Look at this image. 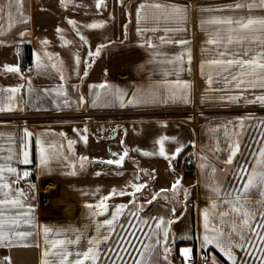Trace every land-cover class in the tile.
Wrapping results in <instances>:
<instances>
[{"label": "crops", "instance_id": "obj_1", "mask_svg": "<svg viewBox=\"0 0 264 264\" xmlns=\"http://www.w3.org/2000/svg\"><path fill=\"white\" fill-rule=\"evenodd\" d=\"M236 2L251 3L253 0H105L106 6L99 10L95 0H65L63 5L60 0H22V16L17 12L15 0H11V6L9 0H0V108L5 109L0 111V164L16 169V174L4 173L6 180L3 182L9 183L11 190L0 189V200L17 198V189L25 194L19 197L24 207L0 205L4 213L0 219L7 221L17 214L29 213L21 216L19 230L34 233L26 241L13 238L16 244L28 243L30 247H0V264H8L6 258H10L11 264H41L42 252L47 247L45 227L52 230L49 238L75 239L79 235V244L67 245L73 254L86 250L89 239L110 236L106 244L100 245L104 254L97 264H101L130 214L144 230L139 249L143 250L148 241L156 248L150 264H187L188 258L200 253L208 258L209 264L212 258L217 264H232L214 244L204 245V236L212 234V226L221 229L226 237L231 232L228 224H221L213 215L218 217L219 213L229 211L222 200L234 198L236 190L242 188L246 177L241 178L240 170L256 167V154L264 145L263 128L257 147L243 148L253 125V120L247 117L251 111L244 108L261 104L249 101L264 95V87L260 86L264 70L255 66L210 63L230 59L247 61L264 53L262 42L246 40L243 44L233 42L229 45V36L235 40L236 33L228 29L236 25L208 23L212 18H264V8L260 7L216 11ZM156 3L185 9L182 15L186 20L176 18L174 22H166L163 17L171 12V7L156 9L152 7ZM116 5L121 10L126 7L127 12L115 37L113 30L105 29L110 36L103 37L100 36L104 33L103 27H87L94 23L112 24ZM140 5L146 7L138 19ZM103 18L105 21H99ZM69 20L75 22V27L68 23ZM153 28L157 30H150ZM177 28L183 31H165ZM209 39L221 43L208 44ZM261 39L264 40V35ZM181 40L188 43H176ZM98 48L100 53L95 55ZM244 49L250 50L248 55H243ZM221 52L228 54L221 56ZM177 56L182 59L176 61ZM25 57L30 60L28 74L21 68ZM169 60L174 63H167ZM5 66L18 67L19 72H6ZM241 80L245 83L237 88ZM105 82L123 93L124 107L119 101L107 106L92 105L96 92L100 93L101 100L106 98L107 89L93 87ZM10 88L19 91L15 94L3 91ZM58 92L63 94L58 95ZM233 96L240 98L233 101L230 99ZM129 100L133 103L129 104ZM21 101L23 110L44 114L45 128H29V137H25L17 124L7 122L14 119L12 114L17 113ZM239 106L245 107L235 116L233 113ZM209 114L213 117H206ZM241 118L248 119L244 120V131L239 136L240 151L233 163L227 165L229 137L236 139ZM84 136L86 142L82 139ZM164 137H167L164 140L167 158L159 155L157 143ZM41 140L45 147L55 144L56 149L50 151L61 155L59 159L50 160L47 168L40 165ZM68 140L75 141L71 149ZM25 145L28 164L19 162L23 159L20 153ZM177 147L182 149L179 154H175ZM217 148L221 151H216ZM125 151L127 155L121 165L103 162L117 160ZM189 154L194 156L195 165L184 169L180 165ZM9 155L13 156L11 161L6 159ZM82 156L88 159L81 162ZM24 169L35 170L37 178L24 179ZM17 175L21 177L18 181ZM145 177L148 180L137 202L140 206H148L140 211L133 204L130 193L135 190L132 185H143ZM177 180L180 184L173 193L172 185ZM213 187H218L219 196L213 193ZM162 189L168 191L162 192ZM113 190L116 194L110 195ZM121 191L126 194L120 195ZM226 193H233V196L228 197ZM154 194L159 195L149 203ZM106 196L109 197L104 201L107 210L95 207ZM261 199L260 192L255 189L246 196L240 195V203L256 214V220L251 221L253 227L264 212V204L258 203ZM121 205L124 206L122 214L114 222L115 230L111 231L105 221L111 220ZM205 210L209 212V231L204 228ZM26 219L32 221L31 225L23 223ZM160 219L165 223L157 229ZM226 219L238 226L241 223L234 213ZM165 230L168 232L166 242L163 240ZM256 230L264 232V229ZM58 231L63 235L54 237ZM243 231L252 244H256V248L246 246L247 255L252 253L257 260L255 264H261V253L253 252L264 245L248 229ZM158 237L161 244L154 245ZM231 240L241 243L235 232H231ZM184 249L190 250L187 257L182 254ZM233 251L240 264L246 251ZM74 258L69 257V260ZM145 258H149L147 252ZM85 264L92 262L85 261Z\"/></svg>", "mask_w": 264, "mask_h": 264}, {"label": "snow or ice", "instance_id": "obj_2", "mask_svg": "<svg viewBox=\"0 0 264 264\" xmlns=\"http://www.w3.org/2000/svg\"><path fill=\"white\" fill-rule=\"evenodd\" d=\"M61 4H65V0H60ZM15 3L17 4V12L19 13V15H23L22 11L20 10L22 8V0H15ZM9 6H11V0H9ZM106 3L105 0H95V7L97 8V10L101 9L102 7H105ZM146 7V5H140V8L137 11V17L138 19L140 18V14L141 11ZM152 7L156 8V9H167L169 7H171V12H169L168 14H166L163 19L167 22L169 20H172L173 22L176 20V18H179L180 20H186V16L182 15L185 12V9H182L180 7H176V6H168V5H162L159 3H156L154 5H152ZM256 7H260V8H264V0H253V2L251 3H242V2H236L234 5L228 6L227 9H216V11H225V10H237V9H253ZM207 11V10H204ZM144 19H148L147 17H144ZM159 19V18H157ZM69 24H72L73 27H75V22L72 20L68 21ZM204 22L202 21V24ZM208 23L211 24H223V25H236V27H229V32L230 33H236V37L235 40L233 39V37L230 35L228 38L227 43L230 45L233 42L238 43V44H243L246 40H250L251 42H262L264 43V40L261 39V36L264 35V18H258V17H252L249 16L247 18L241 17L239 19H233L232 17H224V18H212L211 20L208 21ZM102 24L99 23H94L91 25H87V27L89 28H100L102 27ZM152 31H156V28L150 29ZM57 31H60L59 29ZM165 31H183V29L181 28H177V29H165ZM251 33L252 35L249 36L248 34ZM81 39H84L83 37H81ZM46 43V42H45ZM67 43V41H66ZM176 43L178 44H186L188 43L187 41H177ZM208 44H218L221 43V41L215 40V39H209L207 41ZM150 47L152 45H149ZM103 47V46H101ZM100 48H98L96 50V52L94 53L95 55H99L100 53ZM249 49H244L243 51V55H248L249 54ZM227 52H221L220 55L221 56H225L227 55ZM89 55H93V53H89ZM237 55H239V53H237ZM182 57L177 56L175 58L176 61L181 60ZM190 59V57H189ZM77 63H79V58H77ZM167 63H174L173 60H169L167 61ZM210 63L212 64H222V63H226L228 65H240L241 67L244 66H255L256 68H259L261 70H264V53H258L256 56H254L251 60H234V59H230L227 61L224 60H213L210 61ZM53 67H55V65H53ZM5 70L6 72L9 73H16L19 72V68L18 67H9V66H5ZM85 75H87V72H85ZM233 79L235 80L236 77H233ZM209 83H211V78L209 79ZM245 83L243 80L239 81L237 83V88L240 87L241 84ZM186 86V85H185ZM253 87L255 85H252ZM260 86L264 87V77H261V81H260ZM95 88H99V89H107L108 92L106 93V98L104 100H101V95L99 92L95 93V99H93L91 101L92 105L94 107H98V106H107L108 104L113 103L114 101H119L120 102V106L124 107L125 103L123 101V93L119 90V89H115L113 90V87L111 85H108L107 82L105 83H101L99 85L93 86ZM3 91H7L9 93L15 94L16 92L19 91L18 88H10V89H5ZM58 95H62V92H58ZM12 97L10 96L9 99H11ZM240 97H230L231 100L236 101L238 100ZM100 101V103L98 104L97 102ZM256 101H259L262 105H264V95L262 96H257L255 101H249V103H255ZM84 99L83 97H81V103H84ZM144 102H148V101H144ZM186 102V100H185ZM129 104H132L133 101L129 100L128 101ZM65 106H68V101L65 100L64 101ZM4 108H0V111H4ZM10 110V109H9ZM248 119V118H241L240 122H239V129L240 131L235 133L236 139L235 140H231V138L229 137V140L231 141L228 144V148L226 149V151L228 152V158L225 161V164L227 165H231L233 163V159L236 157L237 153L240 151V142H239V136L243 133L244 131V120ZM231 123V122H230ZM262 125H264V121L261 122ZM86 131V129H85ZM63 135V134H61ZM226 137H227V132L225 133ZM31 136V133L28 132L27 130H25V137H29ZM82 139L87 140V137L84 136L82 137ZM167 139V137L161 138L157 143H159L160 148H159V155L161 156H166L165 154V150H164V140ZM75 143V141L73 140H68V146L69 149H71L72 145ZM41 144V148H40V165L42 168H47L50 160L52 159H59L61 158V155L59 152L56 151H50V149H56V145L53 143H49L47 145V147L44 146L45 142L43 140L40 141ZM62 147V146H61ZM26 149V145L24 146V149H22L21 151V155L23 157V159H21L19 162L23 163V164H28L30 163L29 160V154L28 152L25 150ZM182 151V149L180 147H177L175 149V154H179ZM216 151H221V149L217 148ZM113 155L115 156L116 154L113 153ZM127 155V152L125 151L124 155H121L119 157V159L117 160H107V161H103L104 163H107L109 165L112 164H116V165H121L122 161L124 160V157ZM144 155H152V153H144ZM8 161H11L13 159L12 155H9L6 158ZM63 159H67V157H63ZM81 162L86 161L88 158L87 157H80L79 158ZM255 164L256 167H253L251 170L248 169H241L239 175L241 176V178H245L246 177V181L243 184L242 188L237 189L236 190V194L234 196V198H228V199H223L222 200V204L229 206V211H224L218 214V217L216 215H213V219H219V222L221 224H228L229 227L231 228V232H235L238 236L239 239L241 241V243H234L231 240V232L229 233V235L226 237L225 233L219 229L216 228L215 226L211 227V235H205L204 236V245H210V244H214L217 248H219L221 250V252L229 259L232 261V264H237V259L234 255V249H240L243 251H247V247L246 246H251L252 248H256V245L252 244L251 239L244 233L243 229H248V231L251 233L252 236L257 237L259 240V243L264 245V232L262 231H257L256 229H264V212L260 213V222H258L255 227H253L251 221L256 220V214L253 212L248 211L244 205H242L240 203V195H247L249 194L252 190H258L260 192V195L262 197V199L260 201H258V203L260 204H264V145H262V147L259 149L258 153L256 154V160H255ZM74 167V165H73ZM81 167H83V163H81ZM213 174H215L216 169L213 167L212 169ZM8 172L10 174H16V169L14 167H11L8 164H0V182H3L6 180L4 173ZM71 174H75L74 172ZM30 175L29 172H24L23 173V177H28ZM21 177L19 175H17V181L20 179ZM180 184V181L177 180L173 185H172V189L171 191H173V193L176 192L178 186ZM145 185H135L133 184L132 187L135 189L136 192L141 191V189L144 187ZM0 189H8L11 190V185L7 182H3L0 183ZM162 192L164 191H168V190H161ZM212 191L214 194H216L217 196L220 195V192L218 190V187H213ZM17 192V198H13V199H4V200H0V205H12L13 207H24V204L22 202L21 199H19V197L24 196V192L20 189L16 190ZM5 195H7V193H4ZM115 190H113L112 193H110V195H115ZM120 195H125L126 193H124L123 191H121L119 193ZM159 195V194H157ZM226 195L228 197H232L233 193H226ZM156 197L154 196L153 199H155ZM107 199H109V197H104L103 200L101 201V203L95 207L98 208H102L105 211L107 210V205L104 203V201H106ZM149 203H151V201H149ZM89 207H93L92 205H89ZM123 205L117 207L115 215L113 216V218L111 220H107L105 221V224L108 226V228L111 231H114V222L118 219V217L122 214V209H123ZM217 207V205L214 203L213 204V209H215ZM29 210L31 211V208L29 206ZM174 211V210H173ZM230 213H234L237 217H240L241 219V223L238 226L234 221H230L227 220L226 218L229 217ZM102 214V213H101ZM29 213H23V214H17L16 216H12L10 218H8L7 221H5L4 219H0V247H4V246H21V247H30L31 245L28 243H22V244H16L14 242L13 238H16V240L19 241H26L27 238L32 237L34 235V233H32L31 231H21L20 226H21V216H28ZM4 216V213L2 210H0V218H2ZM204 228L206 231H209L210 228V219H209V212L208 210H205V215H204ZM23 223L25 225H31L32 221L30 219H26L23 220ZM165 223V221L163 219H160L158 221V223L156 224V228L160 229L161 225H163ZM171 223V222H169ZM7 224V227H6ZM52 232L51 229L45 227L43 229V234H44V243L45 245H47V247L43 250L42 252V261L41 264H85V261H91L92 264H97V262L99 260L102 259V255L104 253H102V250L100 248L101 244H106L108 242V240L111 238L110 236H103L102 239L97 237V238H93V239H89L87 241L88 243V247L86 248V250L82 251V252H76L75 254H73L72 252H70L67 248V245L70 244H79L81 237L79 235H77L75 237V239H59V238H49V233ZM97 232L99 233V226L97 227ZM63 235V232H56L54 233V237H59ZM154 235H158L155 234ZM168 239V232L165 230L163 233V240L166 242ZM143 243V242H142ZM161 244V240L159 239V237L154 241V245H160ZM37 247H39V245H36ZM113 249H108L107 251H112ZM125 251H127V249H125ZM136 251L138 253H140V259H136L135 260V264H150V259L153 253L156 252V248L155 247H150L147 244L143 245V250L141 249H136ZM165 252L168 251L167 248L164 249ZM258 251H260L261 253V257H262V261L261 264H264V248H260L258 249ZM148 253L149 256V262H146L144 260V255L145 253ZM190 252L189 249H184L183 250V255H185L187 257L188 253ZM129 255H131V253H129ZM249 255H251V253L249 252ZM74 256L75 258L72 259L71 261L69 260V257ZM121 260H123V257H120ZM164 259L167 260V256H164ZM6 260L8 261V264H11L10 258H6ZM113 264H115V261H113ZM212 264H217L215 258H212Z\"/></svg>", "mask_w": 264, "mask_h": 264}, {"label": "rangeland", "instance_id": "obj_3", "mask_svg": "<svg viewBox=\"0 0 264 264\" xmlns=\"http://www.w3.org/2000/svg\"><path fill=\"white\" fill-rule=\"evenodd\" d=\"M131 0H129L130 2ZM117 6V5H116ZM113 9V25L109 24L107 26L103 25L101 29L104 30V33H102L100 36L105 37V34L109 30L110 32L113 30L114 37L121 29L122 21L126 18V7L124 10L119 9L117 6ZM105 19H99V21H102ZM124 27V26H123ZM105 29L107 30L105 32ZM107 37L110 36V33L106 34ZM29 73V72H25ZM22 100V99H21ZM21 101V107L17 111V113H13L12 116L14 119H9L7 122H13L17 124L23 134H25V130L28 132L30 131L29 128L35 129V130H41L45 127V119L44 114L32 112L33 110H23ZM243 107L245 106H239L236 110L235 116L240 115L238 110L242 111ZM250 110L251 113L247 115L248 118L253 120V125L251 127L249 136L247 138V141L245 142L243 148H256L257 145L260 143L262 130L264 128V125L261 124L262 121H264V105L262 104H253L250 106H247V108H244V110ZM249 111V112H250ZM213 113V112H212ZM206 117H213L212 114H209ZM28 127H27V126ZM244 158V153L241 156V159ZM137 219L133 217L132 214H130V218L127 220L126 224L124 225L123 229L115 236V239L113 241V244L110 249H113L112 251H109L105 258L103 259L101 264H113V261H115V264H135L136 259H140V253L137 254L136 249H139L141 246V241L144 237V230L141 229V226L138 225ZM147 245L151 247V241H148ZM256 245V244H255ZM127 249V251H125ZM131 253V255H129ZM256 255L260 253V251L253 252ZM137 254V256H136ZM248 250L246 251L244 255V259L240 264H255L257 260L255 257H252L251 255H247ZM123 257V260L120 259V257ZM136 256V258H135ZM146 253L144 255V260L146 262H149V258H145ZM246 258V259H245ZM252 259V260H251ZM245 261V262H244ZM150 263H153V260L150 259Z\"/></svg>", "mask_w": 264, "mask_h": 264}, {"label": "built area", "instance_id": "obj_4", "mask_svg": "<svg viewBox=\"0 0 264 264\" xmlns=\"http://www.w3.org/2000/svg\"><path fill=\"white\" fill-rule=\"evenodd\" d=\"M31 67H30V60L29 59H25L23 62V66H22V71L23 72H30ZM178 163H175V166H177ZM195 165V158L192 154H189L185 159L184 162L180 165L182 166V168L184 169H191L193 168ZM24 172H29L30 175L28 177H23L26 180L29 181H33L37 178V172L35 170H31V169H24L22 171V176ZM187 264H209V260L206 256H204L203 253H200L198 256L196 257H190L186 260Z\"/></svg>", "mask_w": 264, "mask_h": 264}, {"label": "trees", "instance_id": "obj_5", "mask_svg": "<svg viewBox=\"0 0 264 264\" xmlns=\"http://www.w3.org/2000/svg\"><path fill=\"white\" fill-rule=\"evenodd\" d=\"M25 59H29L28 57H25L24 58V60ZM24 60H23V62H24ZM23 62H22V64H21V68H22V66H23ZM185 151H187V150H185ZM141 174L143 175V172H141ZM147 178L145 177L144 178V180H143V185H145L144 183H147ZM144 188V187H143ZM143 188L141 189V191L143 190ZM141 191H139V192H136L135 190L134 191H132L131 193H130V196H131V198H132V202H133V204L138 208V210H140V211H142V210H144V209H146L147 208V206L148 205H146V206H140L139 205V203L137 202V199H138V195L141 193ZM160 193V192H159ZM157 195V194H156ZM155 194L150 198V201H152L153 200V197L154 196H156ZM126 222H127V219L125 220V222L123 223V226L119 229V231H118V233L123 229V227H124V225L126 224ZM117 233V234H118Z\"/></svg>", "mask_w": 264, "mask_h": 264}]
</instances>
